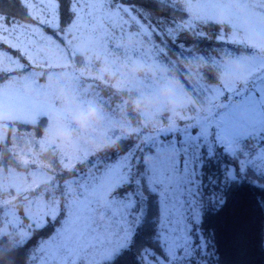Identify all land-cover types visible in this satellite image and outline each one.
Returning a JSON list of instances; mask_svg holds the SVG:
<instances>
[{"label":"snow or ice","instance_id":"snow-or-ice-1","mask_svg":"<svg viewBox=\"0 0 264 264\" xmlns=\"http://www.w3.org/2000/svg\"><path fill=\"white\" fill-rule=\"evenodd\" d=\"M156 2L166 6L172 0ZM12 5L20 19L0 10V106L25 120L63 118L52 107L33 111L30 105L22 106L19 91L12 88L15 76L48 62L45 49L60 56L78 55L86 46L104 51L111 32L119 29L123 34L131 22L149 42L162 35L160 46L154 45L162 52L165 40L174 41L185 26L194 28L193 21L186 20L157 33L149 12L131 3L125 6V0H12ZM235 6L244 15H229L236 35L232 42H239L245 25L264 35V0H237ZM203 18L207 22L213 17ZM65 35L72 40L66 43ZM196 35L203 38L202 32ZM257 68L261 70L253 73ZM245 80L242 89L227 92L196 84L192 91L208 112L203 120L175 132L160 130L135 150L129 145L121 155L88 161V171L76 176L75 196L59 209H48L44 223H33L34 235L49 231L43 238L33 235L17 251L18 264H205L206 214L226 202L217 189L246 182L264 190V62L254 61ZM26 83L44 95L34 81ZM114 123L109 120L108 126ZM65 164L70 167L71 161ZM210 186L213 191L207 190Z\"/></svg>","mask_w":264,"mask_h":264},{"label":"rangeland","instance_id":"rangeland-1","mask_svg":"<svg viewBox=\"0 0 264 264\" xmlns=\"http://www.w3.org/2000/svg\"><path fill=\"white\" fill-rule=\"evenodd\" d=\"M183 1L189 7V20L205 21L203 17L211 16L213 18L208 19V21L219 22L221 16L226 18L224 23L230 25L228 26L230 34L224 42L241 49L242 52L237 53L233 58H246L244 78L243 83H238L235 86L225 87L217 84L212 89H220L225 92L232 88L242 89L246 84L247 71L253 62H264V55L247 47L245 42L251 34H257L261 37L264 35L249 31L245 25L238 36L239 42H232L236 35L230 23L229 15L231 13H235L237 16L244 15V10L235 6L237 0ZM223 3H227L229 7H211V5ZM198 5H205L206 7H199ZM134 27L135 25L129 22L123 34L120 33L119 29L111 32V42L104 51L86 46L78 49V55L60 56L58 53L45 49L43 55L48 61L47 63L29 67L24 75L15 76V84L12 85V88L14 91H19L22 106L30 105L33 111H36L40 106L52 107L62 113L63 118L53 121L46 116H37L34 120H25L11 108L0 106V236L10 231H16L21 240L26 239L34 230L32 227L34 222H45L43 214L48 209L53 207L59 209L65 200L75 196L76 176L88 171V161L107 156V154H103L107 149L103 151L94 150V145L99 144L101 140L111 143L128 134L138 139L139 142L135 145V148H138L143 145L144 138L147 136H155L160 130L175 132L180 128H187L208 115L203 99L192 92L190 95L194 99L196 107H189L185 110L186 119L177 120L175 126H173L167 112L159 114L153 122L148 120L142 122L141 118L138 120L133 118L135 124L125 119L123 115L120 119H113L104 112L102 137L90 136L87 141H81L72 148L62 147L58 143H50L49 137L57 128L71 127L57 97L59 88L71 84L79 94L81 101L87 102L89 99L96 100L95 98H98V96L94 97L93 93L98 90L100 85L108 86L118 92L113 86V80L109 82L107 76H104L103 79L97 78L99 70L105 64L117 69L121 65L134 63L158 65L165 68L154 58L156 55L154 44L152 45L140 36ZM218 38L219 41H222L221 36ZM63 39L67 43L72 40V37L65 35ZM79 60L82 64L78 62ZM22 63L28 64L27 61H22ZM260 70L254 69L253 73ZM223 73L229 74V70L224 64ZM27 80L34 81L44 95H38L35 88L26 83ZM130 110L132 111L131 107ZM130 115L132 114L130 113ZM42 118L48 120V126L43 136H36L33 128L22 127V125L37 127ZM109 120L115 122L110 127L108 126ZM189 130L195 131V129ZM81 158L84 159L83 163H81ZM65 161H71V166H66ZM103 219V215L97 217L101 223ZM201 243L203 244V240ZM203 254L207 256L208 264H212V255L208 251Z\"/></svg>","mask_w":264,"mask_h":264},{"label":"trees","instance_id":"trees-1","mask_svg":"<svg viewBox=\"0 0 264 264\" xmlns=\"http://www.w3.org/2000/svg\"><path fill=\"white\" fill-rule=\"evenodd\" d=\"M130 3L137 9L149 12L152 16L150 23L157 33H160L161 28L165 26L174 27L175 23L184 24V21L189 20L187 3L183 0H172L166 6L159 4L156 0H152V3L150 0H125V6ZM0 10L5 15L11 13L17 15L18 19L21 18L14 12L12 0H0ZM64 18L62 9V22ZM157 21H165V24L157 26ZM193 24V30H188L185 26L177 33L174 41L165 40L164 50L162 52L156 50L154 57L170 73L176 72L189 94L199 83L209 88L216 86L217 75L223 73V57L233 58L237 53L242 52L239 47L219 41L218 36L227 30L225 24L209 21ZM134 28L136 29V26ZM196 32H202L203 38L197 37ZM161 39L165 38L162 35L153 36L149 43L158 47ZM76 57L79 58V56ZM181 61L185 64H205L206 70L192 77L179 67ZM107 80L112 81L108 77ZM97 89L93 93L94 97L98 96L95 101L111 118L120 119L123 115L133 124H135L133 118L136 120L141 118L130 110V106H126L127 92H116L104 85H100ZM47 126L46 118L40 119L37 127L22 125L23 128H33L38 137L43 136ZM138 142L137 138L126 134L115 141L116 149H107L103 154L112 157L121 155L129 145H133L135 150ZM207 190L214 189L210 186ZM217 190L223 192L226 202L218 211L209 210L203 225L209 245L208 252L212 255V264H264V248L261 247V239L264 237V190L246 182ZM48 231L49 229L45 228L34 235L35 230H32L24 240L20 239L16 231L1 235L0 264H18L17 251L24 248L33 235L34 239L43 238ZM205 257V264H208V258Z\"/></svg>","mask_w":264,"mask_h":264},{"label":"clouds","instance_id":"clouds-1","mask_svg":"<svg viewBox=\"0 0 264 264\" xmlns=\"http://www.w3.org/2000/svg\"><path fill=\"white\" fill-rule=\"evenodd\" d=\"M225 20L226 18L221 16L219 22L223 23ZM245 43L247 47L264 55V37L251 34ZM245 59V57H223V64L229 70V74L219 73L217 75L218 84L228 87L243 83ZM179 67L192 77L206 70L205 64H185L183 61L180 62ZM104 76L114 81L113 86L118 92L128 93L125 104L141 117L142 122L144 120L153 122L159 114L167 112L175 126L177 120L186 119L185 110L189 107H196L194 99L185 90L176 72L170 73L169 70L158 65L134 63L121 65L117 69L105 64L99 70L97 78L103 79ZM57 97L71 127L57 128L49 137L50 143L72 148L81 141H87L90 136L102 137L105 113L95 100L89 99L87 102H82L71 84L59 88ZM116 147L115 142L109 143L101 140L99 144L94 145V150H114Z\"/></svg>","mask_w":264,"mask_h":264},{"label":"crops","instance_id":"crops-1","mask_svg":"<svg viewBox=\"0 0 264 264\" xmlns=\"http://www.w3.org/2000/svg\"><path fill=\"white\" fill-rule=\"evenodd\" d=\"M188 7V6H187ZM188 13H190L189 12V7H188ZM190 16V15H189ZM194 21V20H193ZM208 21V20H207ZM198 22H200V23H204L205 21H201V20H199V21H194V23H198ZM209 22H216V23H221V22H218V21H213V20H209ZM222 24H225L226 25V27H227V30L224 32V33H222V35H221V38H222V41H224V40H226L225 38L226 37H229V34H230V30L228 29V26H230L228 23H222ZM231 29V28H230ZM227 43V42H226ZM229 44V43H228ZM229 45H231V44H229ZM234 46V45H233Z\"/></svg>","mask_w":264,"mask_h":264}]
</instances>
